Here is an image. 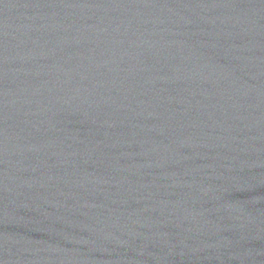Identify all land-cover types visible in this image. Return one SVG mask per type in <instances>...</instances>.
Here are the masks:
<instances>
[{
	"label": "water",
	"instance_id": "1",
	"mask_svg": "<svg viewBox=\"0 0 264 264\" xmlns=\"http://www.w3.org/2000/svg\"><path fill=\"white\" fill-rule=\"evenodd\" d=\"M0 264H264V0H0Z\"/></svg>",
	"mask_w": 264,
	"mask_h": 264
}]
</instances>
